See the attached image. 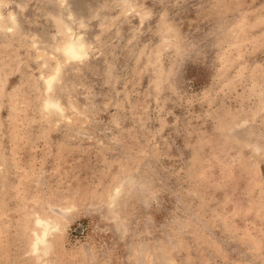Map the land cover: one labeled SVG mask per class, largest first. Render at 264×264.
<instances>
[{
	"label": "rangeland",
	"instance_id": "374dc122",
	"mask_svg": "<svg viewBox=\"0 0 264 264\" xmlns=\"http://www.w3.org/2000/svg\"><path fill=\"white\" fill-rule=\"evenodd\" d=\"M0 264H264V0H0Z\"/></svg>",
	"mask_w": 264,
	"mask_h": 264
},
{
	"label": "bare ground",
	"instance_id": "6f19581e",
	"mask_svg": "<svg viewBox=\"0 0 264 264\" xmlns=\"http://www.w3.org/2000/svg\"><path fill=\"white\" fill-rule=\"evenodd\" d=\"M84 47L85 46L80 41L69 42L68 45L64 49V53L67 57V60L71 61V60L82 58ZM60 72H61V68L58 67L56 69L55 73L46 80L47 88H48L49 92L53 90V84H54L55 80H57ZM46 106H47V108H51V107L59 108L60 107L57 103H53L51 101H48Z\"/></svg>",
	"mask_w": 264,
	"mask_h": 264
}]
</instances>
